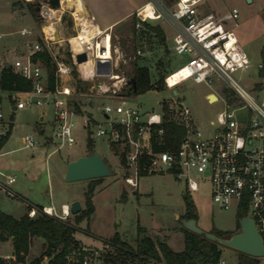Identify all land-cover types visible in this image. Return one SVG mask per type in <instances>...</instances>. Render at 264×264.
Instances as JSON below:
<instances>
[{
    "label": "built area",
    "instance_id": "2783aa9c",
    "mask_svg": "<svg viewBox=\"0 0 264 264\" xmlns=\"http://www.w3.org/2000/svg\"><path fill=\"white\" fill-rule=\"evenodd\" d=\"M208 1L146 0L134 14L137 34H145L147 22L164 21L173 32V50L191 55L185 64L166 76L170 89L189 79L204 82L212 89L215 85L223 88V94L216 93V101L222 100L226 107L206 126L193 118L189 107H175L176 117L169 121L185 128L176 149L163 148L166 144L163 109L143 112L126 100L130 78L126 64L129 59L137 60L145 55V48L140 46L132 57L128 56L121 47L114 46L111 31L102 30L93 15L77 12V5L69 4V0H61L60 8L43 1L39 30L27 25L6 30L0 25V144L13 128L4 111V98L13 110L52 103L56 136L62 140L61 145L76 142L75 117L81 116L91 136H105L112 148L114 144L119 147L128 172L125 181L129 185L139 187L141 176L156 171H171L179 179H185L188 192H196L202 184H208L212 199L222 208H231L235 201L239 207L247 206L264 239V96L249 90L236 76L237 71L252 66L230 26L238 24L240 10L236 6L224 11L207 10ZM67 12L74 22V32L62 37L58 25ZM72 38L78 41L76 49ZM140 40L146 44L147 37ZM61 41H68L70 58H59L56 54L55 45ZM44 52L51 56L55 66L53 87L47 65L38 57ZM80 53L87 54V60L81 63L77 61ZM83 63L87 64L86 70L81 68ZM262 67L260 64L259 68ZM75 69L78 76L74 75ZM8 72L22 76L31 88L3 89L1 80ZM171 76L174 82L169 80ZM68 79L74 82L65 84L64 80ZM78 80L90 82L85 92L110 96V99L98 104L90 99L88 104L92 109L83 108L79 112L71 98L78 91ZM23 143L27 148L37 147L32 133L23 137ZM2 147L0 145V155ZM193 171L198 175L194 176ZM15 181L14 174L0 169V189L11 192L10 185ZM42 211L65 221L72 213L68 203L62 205L60 212L52 205L43 206ZM37 212L34 206L28 211L31 217ZM103 241L99 246L72 244L62 264H168L162 255L157 258L122 246L113 241V237ZM1 258L6 263L31 264L27 260L18 261L16 254ZM50 260L49 255H44L36 264H52ZM218 264L236 263L221 257ZM260 264H264V260Z\"/></svg>",
    "mask_w": 264,
    "mask_h": 264
},
{
    "label": "rangeland",
    "instance_id": "374dc122",
    "mask_svg": "<svg viewBox=\"0 0 264 264\" xmlns=\"http://www.w3.org/2000/svg\"><path fill=\"white\" fill-rule=\"evenodd\" d=\"M44 0H3L1 11L5 12V26L14 30L21 25H27L39 30L42 23L40 7ZM34 4V11L30 7ZM236 6L240 10L238 24L230 25L235 31L241 45L249 55L252 66L247 70H239L236 76L251 91L264 96V0H209L205 3L207 10L218 11L222 8ZM16 12V13H15ZM13 18L10 20L9 18ZM69 13L58 26L62 37L72 33L68 25ZM153 25H160L165 32V40L159 35H151L146 44L141 42L135 32V19L131 16L124 23L112 30L114 46L121 47L128 56L132 57L136 48L143 46L146 54L129 59L126 71L131 76L135 66H146L150 70L153 82L160 76H166L185 64L191 57L189 53H176L173 46V32L170 26L161 20L150 21ZM146 45V47L144 46ZM68 41H61L55 45V52L59 58H67L69 52ZM262 64L263 67L259 68ZM49 75L51 69L48 67ZM74 80H64L65 84H72ZM83 87L90 82L83 81ZM174 90L178 92L175 93ZM223 94V88L215 85L212 89L204 82L189 79L170 89L165 84L162 90L151 89L145 93L132 94L126 97L131 105L137 106L143 112H161L164 106L170 108V118H175V107L186 106L192 111V116L201 125L206 126L216 119L217 114L224 110L226 104L222 100L208 101L206 93ZM72 104L79 102L81 109H92L91 99L95 104L110 96H100L90 92H74L71 96ZM121 101V98H118ZM7 120L12 124V132L8 141L3 145L0 155V169L7 174H14L16 181L10 185L11 192L0 189V209L6 213L21 217L30 207L54 206L59 212L63 203L71 205L80 200L86 209V196L93 190L95 211L91 216L79 219L81 212L71 213L69 221L77 223L75 236L84 245H102L103 239H110L118 234L120 239L130 248L138 249V237L144 233L153 240L167 243L173 250L182 251L185 248L184 225L181 220L185 213V195L193 200L197 207L198 225L205 231L220 233L240 231L238 211L235 201L229 209L222 208L216 203L209 192L208 184H202L200 190L188 192L185 179H179L171 171H156L140 178L139 187H133L125 181L128 174L123 154L115 144L113 148L105 136H91L84 127L81 116L75 117L74 137L72 145L62 144L56 136L57 125L52 103L31 105L23 109L13 110L6 98L3 100ZM42 116L44 118L42 119ZM104 122V118L99 116ZM99 120V121H100ZM43 129L42 133L38 130ZM93 130L96 126H93ZM32 133L37 139L36 148L24 146L23 137ZM94 151L100 152L113 169L111 175L102 177L99 181L93 179L67 180L66 171L71 157L88 152L89 139ZM61 145V146H60ZM89 153V152H88ZM197 176L198 173L193 171ZM98 182V183H96ZM123 195H125L123 197ZM45 252L42 238L35 237L26 260L31 262L41 257ZM14 254L12 239L0 242V257ZM238 250L223 246L222 257L232 263L238 261ZM260 262L264 256L259 257ZM7 264H13L8 262Z\"/></svg>",
    "mask_w": 264,
    "mask_h": 264
},
{
    "label": "trees",
    "instance_id": "16d2710c",
    "mask_svg": "<svg viewBox=\"0 0 264 264\" xmlns=\"http://www.w3.org/2000/svg\"><path fill=\"white\" fill-rule=\"evenodd\" d=\"M31 9L34 11V4L30 3ZM135 22L136 17L134 16ZM136 32V31H135ZM145 34L139 35L140 37H147L150 39L151 35H159L163 40H165L164 29L160 25H153L150 22L146 23ZM46 63L48 67H53L51 69L52 73L50 75V83L53 87L55 84V66L53 65L51 56L47 53H41L38 55ZM68 58H70V52H68ZM133 74L136 75L138 92L136 94L145 93L151 89L162 90L165 84V77L160 76V78L153 82L150 74V70L146 66H135ZM74 75L78 76V71L74 70ZM83 81L78 80V90L80 92H85L86 87H83ZM1 86L3 89L8 91H19L28 90L31 85L22 76L8 72L6 73L2 80ZM75 108L81 112V105L79 102L73 104ZM165 119L164 124L166 134L165 140L166 144L163 148L176 149L179 146L180 140L185 134V128L178 125L172 121H169L170 108L168 105L164 106ZM12 130L9 131L7 136H5L1 142V146L4 145L11 136ZM157 147V146H156ZM94 149L91 144V138L89 139L88 152H93ZM94 181H99L101 178L93 179ZM98 183V182H96ZM93 190L90 189L86 196V209L81 211L80 218L83 219L85 216H91L95 211V206L93 203ZM125 195H123L124 197ZM185 213L184 218H196L197 207L189 195H185ZM32 207H30L31 209ZM38 212L36 216L31 217L28 211L21 217L17 218L9 213L4 212L0 209V242L12 239L14 245V254L17 255L18 261H26V256L30 251L32 241L35 237L42 238L45 243V252L41 257L35 258L31 261V264L38 263L44 255H49L51 258L50 262L52 264H62L65 256L72 244L79 245L80 242L76 238L75 233L77 230L76 224L69 220L65 221L58 217L51 216L42 211L43 206H38ZM249 211V208L244 204L239 208L238 220L245 217ZM240 227V223H239ZM185 233V248L182 251L173 250L165 242H156L153 238L144 233V230L140 228L142 234L138 237V250L147 255L153 257L161 258L164 257L168 264H218L220 258L223 255V246L216 240L208 238L205 234L196 233L189 230L184 226ZM222 237H230L234 232L220 233L218 231H212ZM113 241L122 246L129 247L126 242L122 241L118 234L113 236ZM238 261L237 264H260V258L255 257L243 252L238 251ZM0 264H7L0 257Z\"/></svg>",
    "mask_w": 264,
    "mask_h": 264
},
{
    "label": "water",
    "instance_id": "95a60500",
    "mask_svg": "<svg viewBox=\"0 0 264 264\" xmlns=\"http://www.w3.org/2000/svg\"><path fill=\"white\" fill-rule=\"evenodd\" d=\"M48 2L53 8H60L61 0H44ZM251 3L253 0H246ZM40 4L38 5V8ZM68 25L71 27L72 32H74V22L72 18H68ZM87 60L86 53H80L77 55V61L79 63ZM122 63H119V67ZM109 71V70H108ZM99 72L100 65H99ZM129 87L127 95L136 94L138 92L136 75L132 74L127 82ZM177 93V90H174ZM209 101H216L218 96L216 93H211L208 96ZM16 108V106H14ZM44 116H42V119ZM39 133L43 132V129L38 130ZM113 173V169L109 162L104 158V156L98 152L93 151L86 153L71 160L67 165L66 179L67 180H83V179H97L102 178ZM83 209L82 202L80 200H75L71 204V211L73 214L81 212ZM182 224L191 231L196 233L205 234L208 238L218 241L224 246L231 247L240 252L255 256H264V239L258 228L256 226L255 220L251 216V212H248L245 217H242L239 221L240 231L233 233L230 237H222L214 232H208L202 229L197 222L196 218H183L181 220Z\"/></svg>",
    "mask_w": 264,
    "mask_h": 264
},
{
    "label": "crops",
    "instance_id": "0c3cea01",
    "mask_svg": "<svg viewBox=\"0 0 264 264\" xmlns=\"http://www.w3.org/2000/svg\"><path fill=\"white\" fill-rule=\"evenodd\" d=\"M72 0H69V2ZM85 11L93 15L102 30H112L124 23L131 16H135V12L145 3L146 0H81ZM68 4V2L66 3ZM3 6V0L0 3V9ZM228 8H222L218 11H224ZM5 12L0 10V25L8 30L5 26ZM12 20L13 18H9ZM213 93L212 90L206 93L208 99L209 94ZM110 99V98H109ZM209 101V99H208ZM88 153V152H86ZM84 153V154H86ZM79 154L75 157H71L67 163L77 157L84 155ZM65 204V203H63ZM14 216V215H13ZM19 218V217H17Z\"/></svg>",
    "mask_w": 264,
    "mask_h": 264
},
{
    "label": "bare ground",
    "instance_id": "6f19581e",
    "mask_svg": "<svg viewBox=\"0 0 264 264\" xmlns=\"http://www.w3.org/2000/svg\"><path fill=\"white\" fill-rule=\"evenodd\" d=\"M69 4H76V5H77V8H78V9H77V12H79V11L86 12L85 9H84V6H83V3H82L81 0H72V1L69 2ZM72 42H73V47H74L75 49L79 47V44H78V41H77L76 38H72ZM86 66H87V64H86V63H83V64L81 65L82 70H86V68H87ZM169 80H170L171 82H174V77L171 76V77L169 78Z\"/></svg>",
    "mask_w": 264,
    "mask_h": 264
}]
</instances>
